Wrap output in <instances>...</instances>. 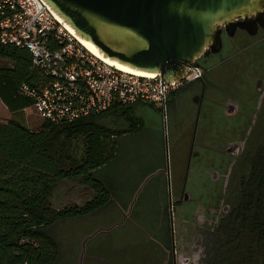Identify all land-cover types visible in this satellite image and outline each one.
Segmentation results:
<instances>
[{
  "label": "trees",
  "instance_id": "trees-1",
  "mask_svg": "<svg viewBox=\"0 0 264 264\" xmlns=\"http://www.w3.org/2000/svg\"><path fill=\"white\" fill-rule=\"evenodd\" d=\"M0 57L11 62L0 67V100L12 113L33 107L34 98L21 92L23 84L39 86L41 77L30 50L0 41ZM106 116L122 119L125 125H107L102 121ZM42 120L38 129L0 121V264H56L60 250L51 227L108 206L109 176L101 172L115 159L119 136L145 127L135 105L120 103L72 121ZM249 163L235 221L216 249L213 264H264V144ZM59 181L77 182L94 197L56 208L52 193Z\"/></svg>",
  "mask_w": 264,
  "mask_h": 264
},
{
  "label": "rangeland",
  "instance_id": "rangeland-1",
  "mask_svg": "<svg viewBox=\"0 0 264 264\" xmlns=\"http://www.w3.org/2000/svg\"><path fill=\"white\" fill-rule=\"evenodd\" d=\"M225 43L223 51L217 56L213 55L206 65L210 68L208 78L213 88L209 92L211 101L203 109L196 138L202 142L220 146L227 141L242 138L243 135L245 137L248 127L252 123L250 126H254L248 143H246L245 152L236 163L246 173L249 170V164L243 158H246L247 154H254L258 147L264 144V98L263 93L260 94L259 91V82L264 79V31L256 37L237 34L235 38L229 39V42L226 40ZM10 65L11 62L8 59L0 57V67ZM217 85L219 86L215 87ZM228 99L236 102L240 108V113L237 116L224 115L223 104ZM188 102L189 105L187 102L179 101L176 110L168 108L166 116L163 111L158 110V106L153 105L156 107L153 108L150 103L135 105V113L142 117L145 127L136 136L121 135L117 141L119 148L115 178L116 181L119 178L122 179V183L119 181L116 186L124 194L128 187L125 183L126 180L128 183L139 184L147 170L164 169V160H167L164 144L166 130L172 148L171 152L170 149L168 151L169 159L176 161L179 147H172L173 138L182 125L181 129L186 127L190 130L193 129L191 122L194 120L197 110V106L193 104L191 98H188ZM255 114L256 122L254 124V121L250 119ZM12 120L20 122L30 129H38L43 122L33 107L12 113L0 100V121L6 123ZM102 121L110 126L123 127L125 125L122 119H117L114 116H106L102 118ZM189 134L186 133V138ZM128 164L130 165L128 170H130L126 174ZM191 178L196 179L193 176ZM189 181L190 191L197 197L201 196L204 190L202 184H197L196 180ZM164 183L166 184V181ZM156 184L159 188L161 180H157ZM130 191L131 185L127 188L126 197H129ZM143 194L139 203L132 209L131 214L134 216L131 217L132 220L125 219L123 221L122 218L119 224V214L113 216L114 221L116 220L118 223H113V226H117L112 232L109 229L112 227L110 220L114 213L110 211L109 204L90 215L65 219L51 227L50 233L58 242L60 250L56 264H79L81 247L85 241V246L88 248V256L84 259L85 264H98V258L103 259L116 255L117 251L123 247H126L125 254L127 253L128 257L136 252L144 251L146 247L153 246L157 249V243L170 251L172 241L170 233L172 231L166 234L168 220L163 216L161 201L154 196V183L150 185L149 190L145 189ZM93 197L94 192L91 189L85 188L77 182L59 181L53 188L52 203L54 207L62 208L65 204L73 202L84 204ZM184 207H186L184 212L188 214L190 206L186 204ZM180 208L177 207V215L179 219H182ZM154 233L158 238L154 236ZM184 237L186 238L185 234ZM128 242L131 243L127 247L126 243Z\"/></svg>",
  "mask_w": 264,
  "mask_h": 264
},
{
  "label": "flooded vegetation",
  "instance_id": "flooded-vegetation-1",
  "mask_svg": "<svg viewBox=\"0 0 264 264\" xmlns=\"http://www.w3.org/2000/svg\"><path fill=\"white\" fill-rule=\"evenodd\" d=\"M257 18L258 32L255 35H250L245 29L238 27L233 36L229 35L225 27L221 33L222 37V49L208 55H203L198 59L199 67L202 69V74L199 78L184 82L176 87L169 97L167 106L163 111L166 116L168 108L173 111L176 110V106L179 101H184L189 105L188 98L192 100L193 104L197 106L194 120L191 122L193 129H181V126L175 138H173L172 147L178 146L177 159L172 161L169 159V149L172 150L169 144L167 136V130L165 132V152L167 153V160H164V169L154 170L150 169L142 176L139 184L136 182L128 183V187L131 185V191L129 197H126L127 188L125 194L116 185L122 179L116 181L115 165L117 160V154L114 156V160L109 164V206L110 211L113 212L110 223L112 221V227L110 232L117 226H113V223L120 224L121 219L132 220V209L139 203V200L144 196L143 191L149 190L150 185L154 183L155 195L161 201L163 216L168 220V228L166 234L170 233L171 250H167L157 243L156 247H144V251H139L132 256L128 257L125 254L126 247L119 249L116 255L109 258H98V264H213V258L216 249L219 247L220 242L225 240L228 235L229 227L232 222L235 221L236 207L239 205L241 198L243 197V184L250 173L249 159L253 154H247V164H249V170L245 173L243 168L236 163L239 158H242L245 152L246 143L250 138V134L253 130V126L248 127L247 135L242 138H236L231 141H227L220 146L209 144L198 140L197 131L199 127V121L203 113V109L206 104L210 102L209 92L213 88L208 78L210 68L206 65L209 59L215 55H219L225 48V41L229 42V39H233L237 34H243L245 37H256L264 28L262 23L264 21V10L255 16ZM219 85L215 86L218 87ZM260 94L263 93L264 98V79L259 82ZM191 104V105H193ZM192 111V109H190ZM223 113L226 116H237L240 113V108L231 99H228L223 104ZM189 114V113H188ZM189 117V116H188ZM187 117V120H188ZM256 114L250 120L256 122ZM252 122V121H251ZM185 123V122H184ZM183 123V124H184ZM133 132H126V136H136L139 134ZM186 133H190L188 138ZM188 139V140H187ZM204 151V152H203ZM257 151V150H256ZM255 151V152H256ZM118 153V152H116ZM206 153V154H205ZM248 158V160H247ZM216 162V163H215ZM130 165L126 166V174L130 170ZM134 168V167H133ZM132 168V169H133ZM196 177L191 178V177ZM161 180V184L158 188L156 182ZM189 180H196L197 184H202L204 187L203 194L197 197L189 189ZM166 181V184L164 183ZM124 183V184H125ZM135 186V187H134ZM143 188H142V187ZM141 187V189H140ZM119 188H121L119 186ZM160 191L158 192V190ZM165 189V191H164ZM148 194V193H147ZM190 206L189 213L184 211L186 207ZM177 207H181L179 210L182 214V219L178 218ZM182 207H184L182 209ZM103 209V208H102ZM182 209V211H181ZM128 211V213H127ZM115 214H119L118 222L113 218ZM118 224V225H119ZM186 235V238L184 237ZM154 236H158L154 233ZM197 242V244H196ZM131 242L126 243V246ZM86 241L81 247V253L79 255V264H85V258L88 256V248H86ZM200 254V255H199ZM92 264V263H89ZM94 264V263H93Z\"/></svg>",
  "mask_w": 264,
  "mask_h": 264
},
{
  "label": "water",
  "instance_id": "water-1",
  "mask_svg": "<svg viewBox=\"0 0 264 264\" xmlns=\"http://www.w3.org/2000/svg\"><path fill=\"white\" fill-rule=\"evenodd\" d=\"M103 57L184 81L198 59L222 49L223 27L258 32L264 0H43ZM264 28V21L261 22Z\"/></svg>",
  "mask_w": 264,
  "mask_h": 264
},
{
  "label": "built area",
  "instance_id": "built-area-1",
  "mask_svg": "<svg viewBox=\"0 0 264 264\" xmlns=\"http://www.w3.org/2000/svg\"><path fill=\"white\" fill-rule=\"evenodd\" d=\"M0 41L27 47L41 77L23 84L42 119L72 121L104 113L114 104L150 103L165 110L171 92L199 78L192 66L184 81L169 83L160 73L135 74L93 53L43 0H0Z\"/></svg>",
  "mask_w": 264,
  "mask_h": 264
},
{
  "label": "bare ground",
  "instance_id": "bare-ground-1",
  "mask_svg": "<svg viewBox=\"0 0 264 264\" xmlns=\"http://www.w3.org/2000/svg\"><path fill=\"white\" fill-rule=\"evenodd\" d=\"M60 18V17H59ZM61 19V18H60ZM62 20V19H61ZM63 21V20H62ZM67 26L69 27V29L83 42V44H85V46L87 47V48H89L93 53H95V54H97V55H99V56H102L101 54H100V52L98 51V49L96 48V46L92 43V42H90V41H88V40H85V39H83V38H81V37H79L76 33H75V31H74V29L70 26V25H68L67 24ZM104 58H106V57H104ZM108 61H110V62H112L114 65H116L118 68H120V69H122V70H125V71H128V72H132V73H135V74H140V75H145V76H152V75H154V73L153 72H145V71H141V70H136V69H133V68H131V67H129V66H126V65H124V64H121V63H119V62H117V61H114V60H111V59H109V58H106Z\"/></svg>",
  "mask_w": 264,
  "mask_h": 264
},
{
  "label": "crops",
  "instance_id": "crops-1",
  "mask_svg": "<svg viewBox=\"0 0 264 264\" xmlns=\"http://www.w3.org/2000/svg\"><path fill=\"white\" fill-rule=\"evenodd\" d=\"M140 103H145V102H139V103H136L134 105H137V104H140ZM109 169L110 168H108L106 172H101V174L105 173V175L109 176Z\"/></svg>",
  "mask_w": 264,
  "mask_h": 264
}]
</instances>
